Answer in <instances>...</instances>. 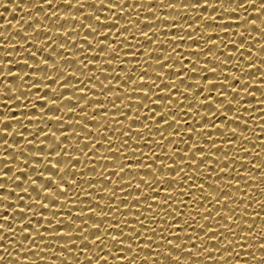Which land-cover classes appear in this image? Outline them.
Listing matches in <instances>:
<instances>
[{"label": "snow or ice", "instance_id": "obj_1", "mask_svg": "<svg viewBox=\"0 0 264 264\" xmlns=\"http://www.w3.org/2000/svg\"><path fill=\"white\" fill-rule=\"evenodd\" d=\"M7 4L0 264H264V0Z\"/></svg>", "mask_w": 264, "mask_h": 264}, {"label": "bare ground", "instance_id": "obj_2", "mask_svg": "<svg viewBox=\"0 0 264 264\" xmlns=\"http://www.w3.org/2000/svg\"><path fill=\"white\" fill-rule=\"evenodd\" d=\"M6 2V0H0V3H5ZM153 6H155V5H149V7H153ZM7 7L10 9V11H9V9H7V8H3V7H0V14H2V15H4L5 17H9V19H12L13 21L17 18L15 15H13V16H11L12 15V9L14 8V6L13 5H11V4H7ZM87 7V6H86ZM17 11H19V9L17 10ZM73 11L74 12H81V11H83V9H79V8H76V9H73ZM223 10L222 9H219V8H217V9H212V10H209V12H222ZM143 14V13H142ZM160 14L161 15H170V14H174V11L173 10H161V12H160ZM250 19H252V18H255V19H258L259 20V18L258 17H254V16H250L249 17ZM0 22H3V17H0ZM73 23H75V21H73ZM4 31L7 33L8 31H11V29H10V27L8 28V29H4ZM13 34H15V33H13ZM13 41L11 40V38H9L8 40H4V39H2V38H0V43H12ZM9 79H11V78H9ZM9 152H11V150L9 149L8 150ZM7 154V153H6ZM243 170V169H242ZM5 172H7V173H9L10 174V172H11V170L10 169H5ZM258 173V170H257V172L256 173H254V174H257ZM249 183H252V182H249ZM257 195H258V193H257ZM191 246V245H190ZM154 247H155V245H154ZM9 251H12V252H14V254H15V250H13V249H9ZM0 254H2V253H0ZM22 256L24 255V254H21ZM30 255V254H29ZM185 256L187 255V254H184ZM219 255V254H218ZM241 255H243V253L241 254ZM257 255H259V253H257ZM183 258V257H182ZM53 259H55L54 257H53Z\"/></svg>", "mask_w": 264, "mask_h": 264}]
</instances>
